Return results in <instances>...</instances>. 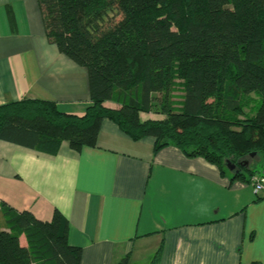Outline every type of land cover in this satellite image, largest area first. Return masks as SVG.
Wrapping results in <instances>:
<instances>
[{"label":"trees","instance_id":"1","mask_svg":"<svg viewBox=\"0 0 264 264\" xmlns=\"http://www.w3.org/2000/svg\"><path fill=\"white\" fill-rule=\"evenodd\" d=\"M38 2L49 41L87 68L92 104L84 116L51 100L0 105V141L48 155L64 142L81 151L96 146L110 120L135 142L153 137L155 154L176 147L234 181L264 168V0ZM2 205L0 264H81L60 211L41 220Z\"/></svg>","mask_w":264,"mask_h":264},{"label":"crops","instance_id":"2","mask_svg":"<svg viewBox=\"0 0 264 264\" xmlns=\"http://www.w3.org/2000/svg\"><path fill=\"white\" fill-rule=\"evenodd\" d=\"M23 99L84 116L89 73L49 41L38 0H0V105ZM154 147L110 120L81 151L0 141V212L3 202L41 220L60 211L81 264H153L161 247L158 264H264V195L204 158Z\"/></svg>","mask_w":264,"mask_h":264},{"label":"built area","instance_id":"3","mask_svg":"<svg viewBox=\"0 0 264 264\" xmlns=\"http://www.w3.org/2000/svg\"><path fill=\"white\" fill-rule=\"evenodd\" d=\"M250 184L257 194L264 195V175H254L250 178Z\"/></svg>","mask_w":264,"mask_h":264},{"label":"water","instance_id":"4","mask_svg":"<svg viewBox=\"0 0 264 264\" xmlns=\"http://www.w3.org/2000/svg\"><path fill=\"white\" fill-rule=\"evenodd\" d=\"M227 168L231 173H234L235 175H239L242 172L243 166L241 165L238 169V166L235 164H232L230 162L227 163Z\"/></svg>","mask_w":264,"mask_h":264},{"label":"rangeland","instance_id":"5","mask_svg":"<svg viewBox=\"0 0 264 264\" xmlns=\"http://www.w3.org/2000/svg\"><path fill=\"white\" fill-rule=\"evenodd\" d=\"M247 112V111H246ZM151 117H156L155 115H150ZM258 162V159H256V160H250V164L252 165V166H254V165H256V163ZM257 167H259L258 169L260 170V172H264V168L263 167H261L259 164H257ZM247 175H248V173H246ZM0 218H1V215H0ZM1 221V220H0ZM22 241H23V243H25L26 242V238L23 236L22 237Z\"/></svg>","mask_w":264,"mask_h":264}]
</instances>
